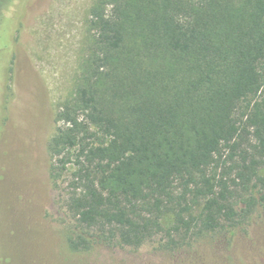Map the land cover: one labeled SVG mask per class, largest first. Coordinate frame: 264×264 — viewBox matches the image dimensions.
<instances>
[{"label": "trees", "instance_id": "trees-1", "mask_svg": "<svg viewBox=\"0 0 264 264\" xmlns=\"http://www.w3.org/2000/svg\"><path fill=\"white\" fill-rule=\"evenodd\" d=\"M46 143L71 251L176 250L264 210V0H97ZM71 217L77 228L72 232Z\"/></svg>", "mask_w": 264, "mask_h": 264}, {"label": "rangeland", "instance_id": "rangeland-1", "mask_svg": "<svg viewBox=\"0 0 264 264\" xmlns=\"http://www.w3.org/2000/svg\"><path fill=\"white\" fill-rule=\"evenodd\" d=\"M96 1L0 0V264H264V210L176 250L161 249L160 236L135 248L68 249L46 143L87 63Z\"/></svg>", "mask_w": 264, "mask_h": 264}]
</instances>
